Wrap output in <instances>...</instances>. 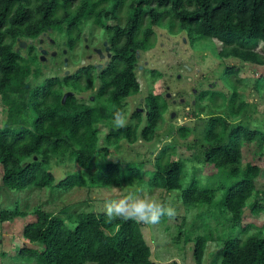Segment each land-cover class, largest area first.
<instances>
[{"label": "trees", "instance_id": "obj_1", "mask_svg": "<svg viewBox=\"0 0 264 264\" xmlns=\"http://www.w3.org/2000/svg\"><path fill=\"white\" fill-rule=\"evenodd\" d=\"M89 24L108 35L112 56L100 72L88 65L70 75L46 76L34 44L25 55L16 49L19 41L55 32L75 51ZM160 28L185 33L194 47L207 44L218 58L264 65V0H0L5 118L0 124V186L17 192L135 187L180 192L185 206L206 208L200 216L206 230L192 241L195 264H205L207 243L214 240L207 221L219 214L225 223L218 237L226 235L227 225L232 231L222 241L220 264H264V225L244 222L248 207L255 216L264 213V162L244 161V149L251 145L264 158V131L245 123L232 127L249 106L243 88L252 84L260 93L264 78H240L239 71L228 67L222 80L231 94L201 95V101L227 110L226 117L206 124L201 167H188L174 147L163 149L154 163L113 159L123 143L152 142L168 110L163 95L150 92L146 114L135 111L125 127H114V113H126L127 100L141 91L139 54L153 48ZM88 92L89 103L83 99ZM65 158L77 170L58 181L52 169ZM205 167L214 171L204 178ZM30 215L35 220L24 226L25 241L15 253L21 264H158L142 223H107L105 212L97 211L61 217L37 206L24 212L18 205L2 210L0 221Z\"/></svg>", "mask_w": 264, "mask_h": 264}, {"label": "rangeland", "instance_id": "obj_2", "mask_svg": "<svg viewBox=\"0 0 264 264\" xmlns=\"http://www.w3.org/2000/svg\"><path fill=\"white\" fill-rule=\"evenodd\" d=\"M58 36V33L52 32L43 34L36 41H19L16 49L25 55L28 45L34 44L38 49L42 64L46 66L45 69L43 68L46 76L70 75L88 65H93L100 72L111 59L112 53L107 33L91 24L85 29L82 40L75 51H70L66 47V39ZM228 67H234L239 71L238 77L240 78L252 81L264 78V65L260 66L234 58H218L212 48L205 43L194 47L185 33L172 34L167 28L157 29L153 48L139 54L137 76L141 91L127 100L125 114L128 121L135 111H142L146 114L145 98L150 92L162 94L168 104V110L152 142L145 143L140 140L133 145L123 143V149L116 152L113 159L124 162L154 163L155 158L163 149L174 147L177 158L185 160L188 167H201L206 157L203 144L206 124L213 118L226 117L227 110L216 108L208 99L201 101L200 98L203 93L209 92L231 94L232 89L222 80L224 70ZM152 71H158L159 75H153ZM243 90L247 95L249 106L242 117L232 121V127L245 123L244 125L248 128L258 127L264 131V85L260 93L254 89L252 84ZM91 93L83 95L87 103H89L87 95ZM4 119L0 101V124ZM183 129L189 130L187 137L183 136ZM254 147L251 145L244 149V161L262 162L263 164L264 158L259 157V152ZM76 170L77 167L66 158L62 159L59 167L54 166L52 169L58 181L64 179L67 172ZM213 171L212 168L205 167L203 177L205 178ZM133 191L148 194L175 210V215L171 217V220H162L156 225L143 224V232L152 247L154 261L158 264H195L192 241L206 230V226L202 225L204 220L200 218L201 214L206 213V208L185 206L180 192L168 193L162 189L139 190L136 187L91 190L75 188L69 192L28 189L24 192H17L0 186V213L16 205L24 212H32L34 207L39 206L61 217L81 211L104 212L106 202L122 199ZM218 199L220 196L216 198ZM214 213L217 216L219 211L216 209ZM34 220L35 217L30 215L17 218L12 222L0 221V264H21L15 253L25 241L22 236L24 226ZM244 222L262 227L264 213L255 216L248 207L245 211ZM207 223L214 233V240L207 243L204 263L220 264L223 254L222 241L229 238L232 231L227 225L226 235L222 237L223 239L218 237L219 234L224 233L222 225L225 223L220 214L217 217L211 215ZM180 231L182 234L179 237ZM251 232H255L254 229H251Z\"/></svg>", "mask_w": 264, "mask_h": 264}, {"label": "clouds", "instance_id": "obj_3", "mask_svg": "<svg viewBox=\"0 0 264 264\" xmlns=\"http://www.w3.org/2000/svg\"><path fill=\"white\" fill-rule=\"evenodd\" d=\"M113 123L116 128L125 127L128 123L126 114L122 110H117L114 113ZM104 212L107 223L122 219L124 221L133 220L145 225H156L163 218H171L175 215V210L171 206L158 202L148 194L135 191L129 192L122 199L106 202Z\"/></svg>", "mask_w": 264, "mask_h": 264}]
</instances>
